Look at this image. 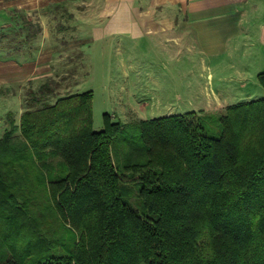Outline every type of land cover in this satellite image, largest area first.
Here are the masks:
<instances>
[{"label":"trees","instance_id":"trees-1","mask_svg":"<svg viewBox=\"0 0 264 264\" xmlns=\"http://www.w3.org/2000/svg\"><path fill=\"white\" fill-rule=\"evenodd\" d=\"M55 84L0 138V264H264V96L95 131Z\"/></svg>","mask_w":264,"mask_h":264},{"label":"crops","instance_id":"crops-1","mask_svg":"<svg viewBox=\"0 0 264 264\" xmlns=\"http://www.w3.org/2000/svg\"><path fill=\"white\" fill-rule=\"evenodd\" d=\"M252 1L0 0V138L9 129V121L18 127L22 114L36 109L33 100L41 96L40 88L47 80L61 69L78 67L73 62L74 52L83 64H79L81 69L87 61H95L93 54H98V59L107 54L110 70H124L125 78L130 79L131 90L125 89L133 106L122 109L124 114L129 113L126 117L132 114L135 120H151L193 112L195 109L174 107L181 100V92L176 88L169 91V85L152 84L160 89L152 96L149 77L154 69L148 63L134 65L125 58L133 54L140 40L141 47L176 56L181 76H187L184 90L188 97L195 96L200 86L201 92L206 88L208 102L224 105L253 99L256 81L252 91L246 88L252 78L246 62L247 56L253 55V44L248 43L253 33L246 25L255 11ZM55 7L65 16L61 19L64 21L56 26L47 16L41 19V26L37 24L36 32L19 37L22 25L30 24L31 18L17 24L18 14L36 12L42 13V18ZM263 29L261 26L258 31L261 44ZM12 30L17 32L11 34ZM68 30L77 38L65 52L61 40ZM74 46L76 49H72ZM66 53H70L68 58H64ZM236 54L242 57L236 60ZM165 69L164 65L159 68L163 72ZM134 72L138 74L132 75ZM136 76L138 81L132 80ZM143 76L147 78L145 85L139 80ZM80 86V82H74L73 87L79 90L73 93L81 92Z\"/></svg>","mask_w":264,"mask_h":264},{"label":"rangeland","instance_id":"rangeland-1","mask_svg":"<svg viewBox=\"0 0 264 264\" xmlns=\"http://www.w3.org/2000/svg\"><path fill=\"white\" fill-rule=\"evenodd\" d=\"M255 5V11L254 14L248 18L247 27H249V32L253 33V36L249 37V39H252V42L248 41V43L253 44V55H248L246 62L247 65H249V70L252 73V78L250 77L249 82L247 83V90L252 91L253 83L256 81V86L254 87V98H261L264 96V90L258 83L257 75L260 72H264V29H263V41L262 44L260 42V39L258 37V31L261 26H264V0H255L252 1ZM49 14H45L42 16V18L39 16L42 13L37 14H18V22L17 24H22V22L26 21V18L30 19V24L27 23L26 25H22L24 28L22 29L23 32L19 33L23 37L26 34H32L37 31V24L38 26L42 25L41 19L46 20V17H49V20L51 22L52 19H54L55 25L58 24V21H64L61 20L64 15H62L61 10L59 7H55L53 10L49 11ZM16 15V14H14ZM66 20V19H65ZM61 24V23H59ZM57 26V25H56ZM25 29V30H24ZM14 32L17 31H11V34H14ZM64 37H62L61 45L62 49L68 51L71 49L69 47V44H75L76 36L72 35L71 32H66L63 34ZM248 44V45H249ZM141 40L138 42V45L136 48L132 50L131 56H125L127 62H133L134 65H139L140 63H148L153 71H151L150 75V83L151 86L149 88H153V94L156 95L158 92L160 93V89L152 86V84L161 83L163 85H169L167 86L169 88V91H175L176 90L181 92V97L179 101H177L174 104L175 108H182L185 110H193L196 114L202 112V113H219L224 110L225 107L233 104H219V103H213L211 100L208 102V96L206 95V88H203V92H201L202 87L198 86L196 88L197 94L195 96L188 97L186 94V91L184 90L185 84H188L187 82V76H181V71L177 67V60L176 56H174L173 53L170 54H163L162 51L156 50L153 48H145L142 46ZM250 47V45H249ZM72 49H76L75 46ZM73 53V52H72ZM70 53L64 54V58H68ZM75 59H73V62H76L78 64V67L73 68H65L61 69L62 71L58 72L57 75L52 79L56 84L53 85L54 90H57L59 95H67L69 93H73L75 91H78L79 87H73L74 82H80V91H88L91 90L93 92V103H92V117H93V129L95 131H100L105 127V118L104 115L107 114L115 116L116 119H112V121H120L123 124H131L135 123L136 120L133 119V115L126 117V115H129V113H123L122 109L124 107H130L129 104V96L126 92L127 90H131V87L128 86L131 85L130 79L125 78V72L124 70H110L111 66H109V55L106 54L105 57H101V59H98V54H93V58L95 61H92L91 63L87 64L85 63L84 69H81V61L79 60L78 56H76V52L73 53ZM73 57V58H74ZM242 55H240L237 58V54L234 56L236 60H239ZM74 64V63H73ZM81 64V65H79ZM165 66L167 70L160 71L159 68L162 66ZM141 72H139L140 74ZM132 75H137L138 72L131 73ZM146 77L143 76L141 79V84L145 85L146 83ZM132 80L138 81L137 76L132 77ZM144 80V82H143ZM182 80V84H181ZM254 81V82H253ZM180 84V86H178ZM176 86V87H175ZM166 88V89H168ZM208 89V88H207ZM256 89V90H255ZM155 91V92H154ZM166 91V90H165ZM140 93V91L138 92ZM176 98V97H175ZM192 100V101H191ZM191 101V102H189ZM136 105V104H135ZM192 105V106H191ZM225 107H223V106ZM222 106V108H221ZM182 111V110H180ZM190 113V112H189ZM118 117V119H117Z\"/></svg>","mask_w":264,"mask_h":264}]
</instances>
